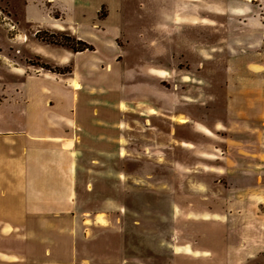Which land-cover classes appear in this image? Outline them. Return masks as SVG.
<instances>
[{
  "label": "rangeland",
  "instance_id": "1",
  "mask_svg": "<svg viewBox=\"0 0 264 264\" xmlns=\"http://www.w3.org/2000/svg\"><path fill=\"white\" fill-rule=\"evenodd\" d=\"M101 1L113 15L91 29L108 20L114 47L51 4L59 22L41 27L24 17L32 0H0V80H20L22 111L67 114L78 146V259L264 264V125L242 155L237 132L256 76L264 109V38L250 51L239 38L258 28L256 4L264 24V0Z\"/></svg>",
  "mask_w": 264,
  "mask_h": 264
},
{
  "label": "crops",
  "instance_id": "2",
  "mask_svg": "<svg viewBox=\"0 0 264 264\" xmlns=\"http://www.w3.org/2000/svg\"><path fill=\"white\" fill-rule=\"evenodd\" d=\"M32 2H29L31 6L24 15L30 23L41 27L58 23L45 6L51 4L65 14L64 23L73 25L79 37L85 39V36H93L96 40L103 34L104 39L111 38L107 35V22L114 9H110L104 1ZM256 5L259 16L255 17L254 22L258 28L252 34L243 32L239 36L246 46L244 51H250L255 42V46H258L262 36L264 38L261 4ZM103 7L108 11V20L103 23L97 21L99 28L91 29L96 27L95 21ZM111 41L107 46H116L112 38ZM245 42H252L253 45ZM256 77L252 80V89L249 85L244 86L243 93L247 94L243 96L246 99L239 103L241 113L238 115L244 118L237 125V132L242 133L240 155L245 153L244 133H256L264 125L258 119L259 115L264 114V109L259 100L260 85L257 87L255 84ZM245 80L242 83L248 84V79ZM77 84L80 89L77 88L76 93L79 95L84 88V79H78ZM20 85L19 79L17 82L16 79L8 82L0 80V264H97L88 258L78 259L79 248L88 237V227L84 214L82 217L79 213V151L77 144L68 137L72 135L69 132V117L54 110L46 112V116L38 112L32 114L26 109L22 111L24 98ZM258 144L259 149H264L262 141ZM244 161L245 157L240 163Z\"/></svg>",
  "mask_w": 264,
  "mask_h": 264
},
{
  "label": "trees",
  "instance_id": "3",
  "mask_svg": "<svg viewBox=\"0 0 264 264\" xmlns=\"http://www.w3.org/2000/svg\"><path fill=\"white\" fill-rule=\"evenodd\" d=\"M78 43L81 44L82 47L81 48H78L76 50L77 52L94 51V47L92 45L87 44V43H85L83 41H79Z\"/></svg>",
  "mask_w": 264,
  "mask_h": 264
},
{
  "label": "bare ground",
  "instance_id": "4",
  "mask_svg": "<svg viewBox=\"0 0 264 264\" xmlns=\"http://www.w3.org/2000/svg\"><path fill=\"white\" fill-rule=\"evenodd\" d=\"M245 1L252 3L254 0H245Z\"/></svg>",
  "mask_w": 264,
  "mask_h": 264
},
{
  "label": "built area",
  "instance_id": "5",
  "mask_svg": "<svg viewBox=\"0 0 264 264\" xmlns=\"http://www.w3.org/2000/svg\"><path fill=\"white\" fill-rule=\"evenodd\" d=\"M14 29V28H13Z\"/></svg>",
  "mask_w": 264,
  "mask_h": 264
}]
</instances>
